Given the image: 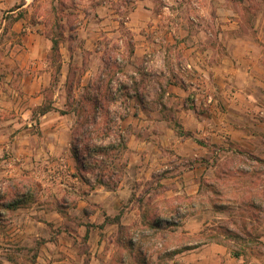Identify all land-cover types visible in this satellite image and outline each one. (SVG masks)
Here are the masks:
<instances>
[{"label":"rangeland","instance_id":"374dc122","mask_svg":"<svg viewBox=\"0 0 264 264\" xmlns=\"http://www.w3.org/2000/svg\"><path fill=\"white\" fill-rule=\"evenodd\" d=\"M5 1L11 6L17 4V0ZM219 1L151 0L150 5L161 11L162 16L157 27L141 30L152 43H146V51L134 58V33L125 24L117 29L119 32L103 35L101 39L99 34L97 42L86 43L83 27L88 24L84 11L90 12L97 0H30L32 18L43 16V31L50 37H61L62 42L60 53L49 52L48 69L53 77L52 85L42 91L45 98L55 95L59 104L67 101L65 110L72 115V135L81 131L83 119L101 103L98 123L91 126L94 131L90 133V142L101 144L96 137L104 132L109 116L116 117L128 138L127 149L97 154L98 167L84 172L96 181L97 172L105 171L112 184L119 177L120 182L132 180L136 189L125 205L126 220L132 223L126 225L124 233H95L91 244L82 238L76 252H72L74 257L89 254L91 248L99 249L101 244V253L106 256L103 264H174L179 253L174 256L169 253L176 247L217 243L233 254L243 255L245 263L240 264H264V73L257 71L252 78L237 76L248 93H223L219 90L224 88L226 79L206 77L204 81L195 67L187 65L190 57L198 61L197 57L209 54L210 49L224 52L220 20L216 18L219 15L213 11ZM114 5L124 7L123 11L131 4L129 0H114ZM165 5L169 8L165 9ZM119 15L121 21L126 19V13ZM4 37L2 43L18 41L17 36L7 34L9 40ZM95 45L104 60L91 56L89 48ZM88 78H93L90 88L85 87ZM174 81L187 88L191 83H205V87L198 94L193 88L194 92L187 97L185 92L181 95L169 91V84ZM121 85L125 88L121 89ZM182 97L191 112L198 117L204 114L200 117L204 125L191 137L201 141L203 156L192 158L179 155L170 146L162 147L153 151L163 152L158 156L160 163L156 164V170L130 171L126 164L136 122L143 123L140 132L148 137L152 132L159 133L156 120L162 119L174 130L163 133L190 138L174 128V123H179ZM132 111L142 115L138 116L140 120ZM116 131H110L102 144L115 141ZM71 141L72 136L70 144ZM75 144L82 147V142ZM80 154L83 156L84 150ZM155 158L156 155L154 161ZM114 171L118 174L113 177ZM155 214L162 220L154 228L149 223ZM211 235L216 237L210 240ZM130 237L132 244L127 241ZM54 254L61 259L66 255L62 251ZM18 256L28 264V259H33L26 253Z\"/></svg>","mask_w":264,"mask_h":264},{"label":"crops","instance_id":"0c3cea01","mask_svg":"<svg viewBox=\"0 0 264 264\" xmlns=\"http://www.w3.org/2000/svg\"><path fill=\"white\" fill-rule=\"evenodd\" d=\"M129 1L131 5L123 11L124 7L114 5V0H97L90 12L84 11L88 45L97 42V35L101 39L119 32L117 29L125 24L134 33L133 57L146 51V43L152 41L141 30L157 27L162 12L150 5L151 0ZM31 9L30 0H17L14 6L0 0V264H28L18 256L25 253L33 258L28 259L30 264H103L106 256L101 253V244L99 249L91 248L89 254L74 257L72 252H76L82 238L91 244L95 233H118L121 225L131 224L125 217V205L136 188L132 180L121 181L116 189H110L93 178L86 181L82 177L70 144L72 115L66 111L67 101L59 104L54 95L56 108L36 117L45 99L42 91L52 85L53 75L48 69L52 41L43 31V16L33 19ZM213 11L219 15L216 18L220 20L224 52L210 49L209 54L201 53L198 61L190 57L187 65L195 67L204 81L206 77L226 79L219 92L248 93L237 76L252 78L257 71L264 73V0H220ZM121 12L127 14L124 21L118 18ZM7 34L17 36L18 41L9 40ZM3 36L9 40L7 44L2 43ZM89 50L92 57L104 60L97 45ZM92 84L93 78H88L85 87ZM204 87L205 83H191L187 88L174 81L169 91L185 92L188 97L193 88L198 94ZM182 100L179 122L197 134L204 125L200 119L204 114L198 117L185 105V98ZM62 109H66L64 113ZM132 115L142 116L134 111ZM156 123L160 125L159 133L152 132L149 137L140 132L143 123L133 125L127 164L130 171L156 170L163 152L153 151L162 147L170 146L179 155L192 158L203 156L198 141L166 135L164 130L174 131L169 123L162 119ZM118 215L119 220L115 219ZM59 251L66 253L63 259L56 258L54 253ZM233 255L220 244H204L179 253L174 264L245 263L243 255Z\"/></svg>","mask_w":264,"mask_h":264},{"label":"trees","instance_id":"16d2710c","mask_svg":"<svg viewBox=\"0 0 264 264\" xmlns=\"http://www.w3.org/2000/svg\"><path fill=\"white\" fill-rule=\"evenodd\" d=\"M47 35V34H46ZM51 41H52V48L51 50L53 52H59L60 53V45H61V37H57V36H49L47 35ZM50 50V51H51ZM49 56V54H48ZM49 58V57H48ZM59 70H61V65L59 66ZM89 88V87H88ZM121 89L125 88V85H121L120 87ZM48 88H46L45 90H47ZM98 89V88H97ZM44 90V91H45ZM130 95V94H129ZM102 104L99 103L98 105H95V109H93L92 113L88 116H86L83 119V123L81 124V131H77L78 133L75 134L73 133L72 135V141H71V146H72V152L74 153L77 162H78V166H79V171L82 175V177L86 180V181H90V179L85 175L87 170H91L94 168H97L98 166L96 165V160L95 157L97 156V154L99 153H104L106 154L107 152H111L117 148H124L127 149L128 147V138L127 136L124 134V130L122 128L121 125H119L118 121L115 119L116 117H110L107 118V120L105 121V128H104V132L100 135L96 137V140H101V144H99L98 142H90L91 135L90 133H92L94 130L91 128V126L95 123H98V118H99V114H100V110L102 109ZM56 107L53 105V98L50 99H44V102L42 103V105H40V107L38 108V110L35 112L36 117L42 114H45L46 112L55 109ZM62 113H64L65 111L62 110ZM108 112V110H107ZM118 117H120V115H118ZM122 118V116H121ZM174 128L178 131V133L182 136L185 135L192 137L193 136V132L191 131H186L184 129V127L180 124V122H175L174 123ZM117 130V137L115 141L109 142L108 144H102L105 141V138L110 136V131L112 130ZM93 137V136H92ZM94 141V138H93ZM199 143H201L200 140H197ZM75 142H82V147H78V144H75ZM84 150V154L83 156H81L80 152H82ZM104 161H101V163ZM127 165V164H126ZM113 177L115 175H117V171L112 172ZM96 182L101 183L107 187H109L110 189H116L117 186L120 183V179L121 177H119V179H117V181L112 184L110 182L111 178L106 179L107 177V172L102 171V172H97L96 174ZM115 219L119 220V215L115 217ZM162 219L159 217V215L155 214V218L154 220H150V226L151 227H158L159 223ZM126 225H121L120 226V233H124V231H126ZM125 237V236H124ZM210 240L214 239L216 236L211 235L210 236ZM129 244H132V237H130L128 240ZM202 242V241H201ZM193 244H188V245H183L182 247L178 248L176 247L174 250H171L169 255L174 256L184 250L187 249H191L194 248L195 246H192ZM139 253L142 254L143 251L141 249H139ZM234 255L240 256L241 254L239 252H234Z\"/></svg>","mask_w":264,"mask_h":264}]
</instances>
